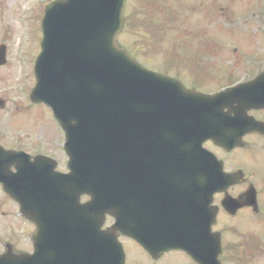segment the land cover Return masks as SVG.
<instances>
[{"label": "water", "instance_id": "water-1", "mask_svg": "<svg viewBox=\"0 0 264 264\" xmlns=\"http://www.w3.org/2000/svg\"><path fill=\"white\" fill-rule=\"evenodd\" d=\"M123 3L66 0L49 4L33 91L34 101L51 106L66 131L71 172L65 176V185L77 195L97 189V199L87 205L78 208L74 202L76 215L81 214L87 225L90 214L97 212L96 229L88 225L102 236H98L97 264L123 263L120 246L99 231L105 211L113 213L116 228L140 241V220L134 209L144 154L167 161V167L174 161L194 159L197 167L210 169L211 201L212 193L220 188L218 179L212 177L214 159L204 153L201 143L207 137L222 142L213 129L216 112L241 87L209 97L143 70L115 42ZM52 183L57 186L58 180ZM36 196L29 214L38 222L49 195ZM108 202L110 208L105 206ZM195 214L190 211L189 217ZM161 216L173 227L179 213L162 211ZM203 218L208 228L213 211L204 209ZM188 238L179 237L175 246L190 252L200 264H220L219 239L214 234L199 244ZM202 247L204 251H195Z\"/></svg>", "mask_w": 264, "mask_h": 264}, {"label": "rangeland", "instance_id": "rangeland-1", "mask_svg": "<svg viewBox=\"0 0 264 264\" xmlns=\"http://www.w3.org/2000/svg\"><path fill=\"white\" fill-rule=\"evenodd\" d=\"M140 2L141 0H127L125 14L129 15V20L128 22H126L127 20L125 21L124 27L119 34L120 42L127 46L132 53L152 69L158 70L159 72L166 71V73H171L169 75H177V77L181 78L186 83H191L197 91L217 89L218 85L216 82L228 71V67L223 58L225 54H221L223 48L227 47V42H231V39L227 38L228 34L237 39L242 37L243 41H245V37L250 35L253 25L255 24H251V22L246 24L247 21H242L241 18H238L237 22H235L238 8L236 0H218L210 3V9H213V4H215L219 13L223 11L226 15H229V17L231 15L232 18H228L227 20L224 18V21H220L223 19L221 18L218 19L217 22H213L215 19H211L207 23L202 20V24L205 28L201 26V28L198 29L200 26L198 17L201 14H198V16L194 13L193 16L189 14L190 19L188 18V14H186L185 18H180L182 14H185L181 12L183 8L180 9L181 5L177 2H173L171 6H173L172 8H174L176 12L177 19L172 20L168 18L166 20L163 26L165 31L162 33L160 41L156 42V38L154 39L149 36L147 40L148 44L144 45L142 44L140 36L144 37L146 33L139 29H137L139 31L135 30V24L132 22L130 16L132 12L134 13L136 6H139ZM171 2H169V4ZM144 3L147 4L149 10H151V18H154L155 14L153 10L154 5H157V0H147ZM188 3L189 0H184L186 6ZM37 4H39L37 0H0V45L10 50L9 57L12 58L13 61L16 52L18 53L14 69H12L7 76L10 80L21 79V77H23V79L28 78L23 70H32V64L40 51L41 19L43 11L40 5ZM25 6L28 8H25ZM168 7V5H165L166 12L163 13L164 15L160 16L158 21L163 20L164 16H168ZM206 8L207 7H203L202 13L206 11ZM154 24H157L156 19L154 20ZM258 26L259 23H256L255 28H258ZM189 29L193 34L197 33L199 35L206 29L218 35V41L215 40L212 44V41L208 39L207 36H204L206 40L205 44L202 43V41L197 42L195 38L193 40L189 39L187 35L184 34V32L189 31ZM188 34L190 35L191 33ZM177 36L183 38L178 39L176 38ZM139 39L142 45L139 43ZM253 41V44H257L261 42V39L256 38ZM211 45L215 47L212 48ZM204 46L208 48V53L203 54L200 52L199 48ZM260 48L261 47H255L254 51L260 53ZM175 64L177 67L174 66ZM188 65H190V67H188ZM174 67L175 70L173 69ZM191 67L195 70L193 75L190 73ZM240 69L241 65L239 64L233 66V70L235 71ZM18 73L21 75H18ZM215 74L218 75L219 79L215 78ZM29 112L33 122L34 136L32 139L34 141L36 140V131L43 130L49 136V142L52 143V137L57 136V132L55 131L57 125L55 124L50 110L43 107H29ZM29 112L28 114L17 116L19 132L22 129L24 130L22 127L25 126V119L26 116L29 115ZM25 140H27V138H25ZM237 223H239L237 231L243 235L245 240L250 241L251 251L253 254L255 252L257 261L254 264H264V218L256 220L245 216L240 222L237 221ZM143 255L144 253L142 250L138 247H133L130 253V260L134 259L132 261L133 264L138 263L143 259ZM162 263L193 264L192 262H187L186 258L178 254L169 255ZM225 264L233 263L225 262Z\"/></svg>", "mask_w": 264, "mask_h": 264}, {"label": "flooded vegetation", "instance_id": "flooded-vegetation-1", "mask_svg": "<svg viewBox=\"0 0 264 264\" xmlns=\"http://www.w3.org/2000/svg\"><path fill=\"white\" fill-rule=\"evenodd\" d=\"M247 2L249 7L252 8L251 16L257 22H262L263 24L261 31L258 32L261 36L262 42L260 44L263 48H261V55L252 53L253 48H249L251 51L243 52L244 54L240 56L241 71L247 75L245 81L255 79L264 72V63H262L264 61V0H248ZM259 91L261 93L260 97H264V86ZM17 92L15 87H0V155H2V151L7 157L9 155L7 152L16 153L17 155L22 152L24 153L20 154L22 159L27 156L29 161L37 155L48 156L50 157L49 159L56 160L55 170L65 171L60 131L55 129L57 136L52 137V143L49 142V136L45 131H36L37 138L34 141L32 139L34 136L33 122L29 112V105L26 101L27 95L22 91L18 95ZM260 102L245 111L248 119H251L258 128H254V130L243 136V143L240 147L227 151L220 146L214 145L209 140L205 142V147L213 151L223 162V168L226 172L233 173L239 170L241 172L235 183L227 188L228 195L233 198H243L246 193L254 194L255 205H247L240 208L237 210L236 215L256 216L254 217L256 220L264 218V101ZM224 111L227 110L225 109ZM28 112L29 115L26 116L25 126L22 127L24 130L22 129L19 132L17 116L28 114ZM20 160L17 157L0 159V258L5 257L11 260V263L18 255L31 254L34 251L32 240L34 227L19 214L17 202L6 192L5 184L3 183V181H6L12 174L17 172V165ZM223 197L224 194L220 193L215 196L214 200V205L218 207L219 217L226 214V211L222 208ZM125 239L121 237L128 256L131 247H134L135 244L127 239L128 242L124 243ZM69 241L81 244L80 241L76 242L73 240H59L57 242L65 244L70 243ZM74 249L81 257V247H74ZM139 249L144 253L141 261L145 264H163L162 262L171 254H178L186 258L187 262H191L182 252L155 250L154 255H151L141 247ZM67 251L70 254L73 250L68 249Z\"/></svg>", "mask_w": 264, "mask_h": 264}]
</instances>
